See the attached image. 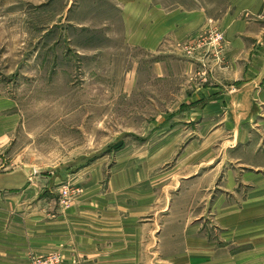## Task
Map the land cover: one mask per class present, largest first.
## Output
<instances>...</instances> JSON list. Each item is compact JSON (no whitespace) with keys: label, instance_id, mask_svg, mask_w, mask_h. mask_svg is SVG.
I'll return each instance as SVG.
<instances>
[{"label":"crops","instance_id":"crops-1","mask_svg":"<svg viewBox=\"0 0 264 264\" xmlns=\"http://www.w3.org/2000/svg\"><path fill=\"white\" fill-rule=\"evenodd\" d=\"M99 1L103 30L122 33L125 47L144 51L153 73L166 75L169 62L192 71L194 61L159 48L167 35L195 32L205 8L169 7L165 0ZM231 3L220 19L227 67L194 91L204 108L175 119L199 125L186 160L206 159L202 169L182 180L181 167L167 172L143 167L131 179L126 175L125 184L111 178L106 189L70 184L77 191L69 201L59 198L60 178L33 176L27 169L3 171L0 264H29L31 257L52 252L60 253L64 264H197L200 255L222 264L233 253L245 256L229 246L240 245L245 223L264 224V18L258 16L262 0ZM176 139L165 140L158 152L143 151L141 159L168 160L165 154ZM200 144L205 147L198 151ZM206 214L220 231L205 232ZM224 228L229 234L223 235Z\"/></svg>","mask_w":264,"mask_h":264},{"label":"rangeland","instance_id":"rangeland-1","mask_svg":"<svg viewBox=\"0 0 264 264\" xmlns=\"http://www.w3.org/2000/svg\"><path fill=\"white\" fill-rule=\"evenodd\" d=\"M165 2L205 8L207 15L195 32L167 35L160 44V51L194 61L192 71L169 62L159 77L144 51L125 47L122 33L103 30L99 0L97 8L95 0H0V173L27 169L60 178L58 186L106 189L111 178L125 184L126 175L131 179L143 167H181L182 180L202 169L206 159L186 160L199 125L175 119L202 110L205 102L194 91L227 67L220 19L232 0ZM258 16L264 18V0ZM173 139L168 160L141 159L143 151L158 152ZM59 198L64 201L62 191ZM207 217L205 232L220 231ZM237 238L240 245L230 252L238 248L245 256L233 253L222 264H264V224L245 223ZM213 258L200 255L196 263L215 264Z\"/></svg>","mask_w":264,"mask_h":264},{"label":"built area","instance_id":"built-area-1","mask_svg":"<svg viewBox=\"0 0 264 264\" xmlns=\"http://www.w3.org/2000/svg\"><path fill=\"white\" fill-rule=\"evenodd\" d=\"M216 41L220 40L221 36L216 33ZM214 41V43L216 42ZM77 189H73L70 184H65L63 186L62 195L64 201H69L70 198L75 194ZM29 264H64L62 255L58 252H52L43 256L31 257Z\"/></svg>","mask_w":264,"mask_h":264}]
</instances>
